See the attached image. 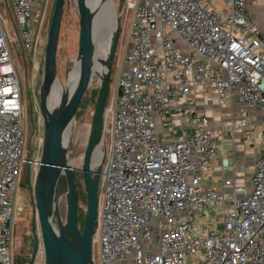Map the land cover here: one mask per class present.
<instances>
[{"label":"built area","instance_id":"built-area-1","mask_svg":"<svg viewBox=\"0 0 264 264\" xmlns=\"http://www.w3.org/2000/svg\"><path fill=\"white\" fill-rule=\"evenodd\" d=\"M1 1L14 16L22 61L26 55L34 68L47 0ZM122 9L131 14L130 45L103 123L93 264H264V35L246 1L125 0ZM8 42L0 15V264H13L26 164L21 84ZM205 90L219 108L236 100L232 137L239 131L262 142L252 166L232 164L233 177L222 182L228 192L201 187L222 139L202 113ZM35 126L42 127L41 114ZM247 173L246 183L236 182ZM214 210L221 220L213 225Z\"/></svg>","mask_w":264,"mask_h":264},{"label":"water","instance_id":"water-1","mask_svg":"<svg viewBox=\"0 0 264 264\" xmlns=\"http://www.w3.org/2000/svg\"><path fill=\"white\" fill-rule=\"evenodd\" d=\"M65 0H55L46 47L43 57L42 81L37 90V105L42 117L43 137L41 152L37 162L38 169L29 194L34 207L32 233L33 250L29 264H34L39 242L43 252L44 264H93L92 240L96 231L98 187L101 158L93 168V159L101 149L105 106L110 80L113 57L117 47L118 28L115 25L113 8V26L109 36L107 55L99 63L95 59L94 44V13L90 10L88 0H76L77 15V54L75 63L78 64L77 83L73 91L66 95V90L59 103L50 109L48 97L52 86L57 82L56 53L60 34V24L63 16ZM103 68L102 75L96 73V67ZM98 83L97 96L93 106V114L89 125V135L81 155L78 169L72 166L69 155L72 149H66L67 135L79 112L86 91L92 80ZM78 173V179L75 173ZM30 164L27 167L26 178L29 181ZM81 186L85 201V214L82 230L77 227V208L80 201L78 186ZM35 219L39 232V241L35 234Z\"/></svg>","mask_w":264,"mask_h":264},{"label":"rangeland","instance_id":"rangeland-1","mask_svg":"<svg viewBox=\"0 0 264 264\" xmlns=\"http://www.w3.org/2000/svg\"><path fill=\"white\" fill-rule=\"evenodd\" d=\"M8 2V6L11 7L10 0H6ZM113 2V10L115 13V25L118 28V38H117V47L115 50V54L113 57V65L110 74V80L107 91V101L105 106V119H107V123L111 117V108L114 98V90L115 83L117 79V75L119 72V68L121 65V60L124 57L128 46L130 45V31L129 24L131 20V14L125 13L123 11V6L125 0H112ZM55 0H47L46 6L44 8V14L41 21V33L39 40V50L37 54V65L33 68L30 65V62L27 61V56L25 55V65L22 61V52L21 48L18 44V41L15 36V32L12 26V21L14 22V16H10L9 12H7L5 4L0 0V15L3 23L6 25V28L9 30V42L10 51L12 55L13 63H15L18 77L20 79L21 84V113H22V122L23 129H25L26 133V142H25V161H29L31 165V179L32 184L34 183V178L38 169V160L41 152V143L43 137V129L42 127H37L36 122L40 115L38 105H37V90L42 81V69H43V57L45 52V43L47 34L49 31L50 19L52 16V9L54 6ZM75 3L76 0H65L63 7V16L60 24V34L58 39V49L56 53V75L57 81L60 86L64 89L67 88L68 81V71L75 64V57L77 54V35H78V27H77V15L75 11ZM116 8V10H115ZM122 13V14H121ZM24 59V56H23ZM100 73V72H99ZM97 75H100V74ZM98 83L95 79L92 80L90 86L86 91V95L83 99L79 112L75 118V121L72 125V136L73 141L70 136V144H74L75 148L70 157H72L75 161L74 168L78 169L81 164V155L85 148V144L87 142V138L89 135V125L91 121V117L93 114V106L97 96ZM85 99H89L90 102L83 105ZM91 99H94L93 103H91ZM49 106L52 107L53 104L49 100ZM73 145V146H74ZM104 145H105V156H108L109 152V144L107 136H104ZM82 150V151H81ZM27 164L24 165L21 172L22 180V192L18 196V212L15 217L16 225L14 227V259L17 260V264H23L25 262V254L32 248L34 244L33 233H32V221L34 217L33 213V205L32 199L28 191L27 184ZM78 176V173H77ZM78 208L83 212L84 218V210H85V201L81 191V200L79 201ZM83 220L80 223L82 226ZM35 234L39 241V232L37 230V222L35 219ZM39 251L36 257L35 264H44L43 263V252L40 249L39 242ZM123 264H132L128 261Z\"/></svg>","mask_w":264,"mask_h":264},{"label":"crops","instance_id":"crops-1","mask_svg":"<svg viewBox=\"0 0 264 264\" xmlns=\"http://www.w3.org/2000/svg\"><path fill=\"white\" fill-rule=\"evenodd\" d=\"M247 6V17L250 21L256 24L260 35H264V0H245ZM214 5L219 8H225L220 1L214 2ZM202 99L206 102L202 113L207 115L210 126L217 134H222L221 145L217 143V152L214 160L210 162V168L203 171V179L201 187L212 188L217 192H228V189H222V182L233 177L231 166L234 162L241 163L246 166H252L258 158L259 149L262 146L260 140L255 139V142L245 140L241 132H235L232 137L230 134L231 122L238 123L239 107L236 100L232 103V108H219L216 104L214 95L211 91L205 90ZM254 129L256 132L260 130V115L258 111L250 114ZM250 173L246 175H237L236 182L246 183ZM210 223L216 224L221 220L218 210H214L211 214Z\"/></svg>","mask_w":264,"mask_h":264},{"label":"bare ground","instance_id":"bare-ground-1","mask_svg":"<svg viewBox=\"0 0 264 264\" xmlns=\"http://www.w3.org/2000/svg\"><path fill=\"white\" fill-rule=\"evenodd\" d=\"M88 5L90 7V10H92L94 13L93 27H94L95 59L98 60L99 63H102V61H104L107 55L108 46H109L108 40L110 33L115 27L113 26L114 25L112 19L113 10L111 9L113 8V2L112 0H88ZM102 72H103V68H101L100 65H98L96 67V73L97 74L99 73L100 74L99 76H101ZM68 74L69 76L67 81V88H66L67 90L65 94L69 96V94L73 91L78 79L77 63H75L74 66L68 71ZM63 93H64V88L61 87L59 82L57 81L52 86V89L48 94L49 97L47 104L50 109H52L59 103ZM49 100L53 104L52 107L49 106ZM70 136H71V132L68 133L66 139V145H67L66 149H68V151L70 150L71 147L73 148V145L70 144L69 141ZM99 157H100V153L98 150L93 159L94 161L92 165L93 168H95L98 165Z\"/></svg>","mask_w":264,"mask_h":264},{"label":"flooded vegetation","instance_id":"flooded-vegetation-1","mask_svg":"<svg viewBox=\"0 0 264 264\" xmlns=\"http://www.w3.org/2000/svg\"><path fill=\"white\" fill-rule=\"evenodd\" d=\"M26 164H27V166H28V164H32V163H30L29 161H26ZM31 174H32V172H31V165H30V175H29V181L27 180V184H28V191H30V188H31V184H32V179H31ZM75 178L76 179H78V176H77V172L75 173ZM20 179H21V176H20ZM77 189H78V194L80 195V200H81V186L79 185L78 187H77ZM22 180L20 181V185H19V188H18V191H17V201H18V199H19V195H20V193L22 192ZM77 227H78V229H80V230H82L81 228H82V226H80V222L77 220ZM33 246H32V248L28 251V253L27 254H25L24 256V258H25V262L23 263V264H29V261H30V258H31V254H32V250H33ZM40 249H41V247H40ZM35 262H36V259H35V261L33 262L34 264H35ZM13 264H17V260L16 259H14L13 260Z\"/></svg>","mask_w":264,"mask_h":264},{"label":"trees","instance_id":"trees-1","mask_svg":"<svg viewBox=\"0 0 264 264\" xmlns=\"http://www.w3.org/2000/svg\"><path fill=\"white\" fill-rule=\"evenodd\" d=\"M93 101H94V99H91V103H93ZM88 102H90V100L89 99H85L83 105L86 104V103H88ZM77 212H78V214H77V220L81 223L82 220H83V212L79 208H77Z\"/></svg>","mask_w":264,"mask_h":264}]
</instances>
